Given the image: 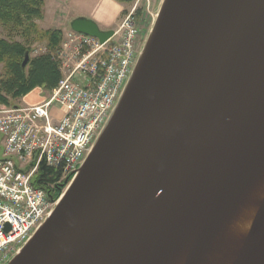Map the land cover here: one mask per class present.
I'll return each instance as SVG.
<instances>
[{"label":"water","instance_id":"1","mask_svg":"<svg viewBox=\"0 0 264 264\" xmlns=\"http://www.w3.org/2000/svg\"><path fill=\"white\" fill-rule=\"evenodd\" d=\"M263 168L264 0H162L92 147L5 264H198ZM230 264H264V192Z\"/></svg>","mask_w":264,"mask_h":264},{"label":"built area","instance_id":"2","mask_svg":"<svg viewBox=\"0 0 264 264\" xmlns=\"http://www.w3.org/2000/svg\"><path fill=\"white\" fill-rule=\"evenodd\" d=\"M136 37L130 16L104 44L68 30L61 78L42 103L0 104V263L49 215L92 147L135 63Z\"/></svg>","mask_w":264,"mask_h":264},{"label":"trees","instance_id":"3","mask_svg":"<svg viewBox=\"0 0 264 264\" xmlns=\"http://www.w3.org/2000/svg\"><path fill=\"white\" fill-rule=\"evenodd\" d=\"M42 18L43 0H0V26L21 39L0 37V104L14 106L37 87L50 91L61 78L58 52L63 33L39 28L36 21ZM26 52L29 56L23 67ZM41 171L49 173L50 169L42 166Z\"/></svg>","mask_w":264,"mask_h":264},{"label":"bare ground","instance_id":"4","mask_svg":"<svg viewBox=\"0 0 264 264\" xmlns=\"http://www.w3.org/2000/svg\"><path fill=\"white\" fill-rule=\"evenodd\" d=\"M263 192L264 168L243 191L236 205L226 215L222 225L214 232L198 264L231 263L239 250ZM184 256L185 250L178 253L170 264H183Z\"/></svg>","mask_w":264,"mask_h":264},{"label":"crops","instance_id":"5","mask_svg":"<svg viewBox=\"0 0 264 264\" xmlns=\"http://www.w3.org/2000/svg\"><path fill=\"white\" fill-rule=\"evenodd\" d=\"M123 7L116 0H43V18L36 21L41 29L70 30L69 23L75 17L94 21L102 30L114 29L120 20ZM46 92L37 87L22 96L17 105L34 106L42 103ZM57 116L60 110L56 111Z\"/></svg>","mask_w":264,"mask_h":264},{"label":"rangeland","instance_id":"6","mask_svg":"<svg viewBox=\"0 0 264 264\" xmlns=\"http://www.w3.org/2000/svg\"><path fill=\"white\" fill-rule=\"evenodd\" d=\"M161 2L162 0H133L132 2L122 4L124 12L120 17L118 25L113 30H117L123 22L124 18L130 16V20L137 30V37L134 43L136 58L145 40L148 37L150 30L153 27ZM0 37L7 40H21L18 35H15L14 33L9 34L8 30L2 28L1 26ZM45 92L47 93L46 90ZM13 254L8 256L7 259L0 264H5L12 257Z\"/></svg>","mask_w":264,"mask_h":264}]
</instances>
